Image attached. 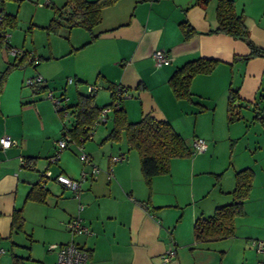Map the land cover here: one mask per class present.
I'll return each mask as SVG.
<instances>
[{
    "label": "crops",
    "instance_id": "obj_1",
    "mask_svg": "<svg viewBox=\"0 0 264 264\" xmlns=\"http://www.w3.org/2000/svg\"><path fill=\"white\" fill-rule=\"evenodd\" d=\"M216 1L194 5V0H118L102 10V19L92 31V40L85 30L73 28L68 32L70 41L60 47L56 42L45 44L43 54L38 53L39 60L9 72L0 95V138L7 136L13 141L9 148L0 149V264H11L13 255L27 258L24 264H57L55 253L48 250L47 245L70 240L87 252L85 264H217V259L210 255L216 249L224 253L219 258L221 264L227 261L229 254L226 253L237 251L245 264H264V257L258 259L252 255L253 241L264 240V159L251 156L232 164L211 191L210 182L199 190L191 181V207L167 211L164 208L177 207L178 203L176 200L159 202L154 190L165 183L176 185L171 163L169 173L163 175L167 177L154 176L147 186L140 172L138 155L133 156L126 145L123 149L121 145L101 143L111 126L98 138L97 145H93L92 134L81 147L67 141L66 147L59 150L56 143L64 137V128L71 127L72 123L65 125L62 114L54 109L52 102L25 84L27 77L41 75L45 80L44 90L64 99L67 97L68 101L71 96L74 98L66 107L75 104L77 93L83 94L80 88L85 86L86 89L87 85L95 86L96 104L98 90H106L108 102L97 106L107 105L111 101L107 86L120 85L131 94V98L121 103L128 122L135 123L142 115L150 114L168 121L178 133L182 117L200 113L198 108L192 107L193 103L201 105L219 121L221 115L226 116L229 88L236 90L244 101L254 102L260 98V102L264 98L261 94L264 58L232 63L234 56H245L249 49L240 40L214 32ZM233 1L236 12L242 11L244 15L251 41L264 48V0ZM184 21L194 30L188 39L184 38L180 27ZM2 31L0 27V33ZM14 43L11 37L10 43L4 45L0 38V76L13 64L8 47ZM23 45L24 38L20 47L32 51L33 55L36 53ZM156 51L164 52L170 63L156 68L152 60ZM199 58H213L220 63L210 74L193 78L190 101L176 99L168 86V78L176 68ZM68 79L74 85L72 91L67 90ZM260 116H264V112ZM110 117L111 113L108 121ZM191 146L192 142L188 147L191 149ZM80 151L87 152L100 170L96 178L81 183L80 203L84 206L81 212H77L78 202L71 193L53 178L42 186L48 191L44 203L26 200L45 169L52 176L61 174L78 180L84 169ZM56 152L58 159L50 163ZM119 154L124 155V160L111 163V157ZM28 158L34 159L33 169L24 166ZM187 163L193 171L195 160ZM246 167L253 170L254 180L244 203V216L235 220L234 236L209 243L194 242L192 227L196 218L207 217L216 206L230 202L234 173ZM195 199H201L198 205L193 204ZM138 201H148L150 210H144ZM17 209H22L24 225L22 231L14 232L11 217ZM76 215L81 217L91 235L71 237L65 224ZM171 248L175 251L174 257L163 263L162 257ZM189 249L191 263L184 259ZM211 260L214 263H210Z\"/></svg>",
    "mask_w": 264,
    "mask_h": 264
},
{
    "label": "trees",
    "instance_id": "obj_2",
    "mask_svg": "<svg viewBox=\"0 0 264 264\" xmlns=\"http://www.w3.org/2000/svg\"><path fill=\"white\" fill-rule=\"evenodd\" d=\"M117 1L66 0L61 7L57 8L55 11L56 16L49 21L44 29L54 34L64 31L68 35L71 29L81 28L89 33L90 40H92L94 38L92 31L101 22L102 10L114 5ZM208 1L194 0L193 4H206ZM2 3L3 0H0V27L3 30L0 33V38L5 34V28L16 25L15 16L5 14L1 8ZM51 4L50 2L47 6H51ZM215 17L217 27L214 32L224 34L234 40H240L249 49V53L245 56H234L232 63L248 61L256 57L264 58V48L257 47L251 41L249 31L244 23V15L236 12L233 0H217ZM180 27L185 39L194 34L193 28L186 21L180 23ZM23 61V59H20L18 64L7 66L1 74L0 95L9 72L14 68L20 67ZM219 63L220 61L217 59L199 58L176 68L168 78V86L174 97L178 100H191L193 78L198 75L210 74ZM107 89L110 91L111 101L102 107L97 106L94 91L87 94L77 93L76 102L73 106L66 107L64 105L65 110L71 113L73 119L71 127L64 128V137L62 138H67L65 139L66 141L81 147L84 142L91 139L96 127L100 125L97 123L101 110L110 107L112 109L110 117L111 128L101 143H118L123 140L128 150L136 151L140 160V172L147 186L150 185V181L154 176L169 173L172 159L183 158L192 154L191 149L186 145L182 136L174 130L168 121L158 120L150 114H144L137 122H128L126 113L121 107L124 99L120 93L123 91L130 92L129 89L113 84H109ZM34 90L40 94L44 90V83L40 88ZM259 99L254 102L244 101L236 90L229 88L226 99V122L231 124L240 120V110L245 107H252L255 112L254 118L259 120L264 126V116H260L261 113L258 112L257 102ZM32 160L34 159H26L24 166L28 169H33ZM253 180L254 172L249 167L234 173V188L230 192V202L216 206L212 214L207 217L196 218L192 227L194 242L209 243L234 236L235 220L244 216V203L249 198ZM42 186L43 184L40 182L34 185L28 192L26 200L44 203L48 191L44 190ZM137 203L144 210H150L148 201H138ZM23 225L22 209L14 210L11 217V230L14 232L22 231ZM26 259L13 255L11 264H24Z\"/></svg>",
    "mask_w": 264,
    "mask_h": 264
},
{
    "label": "rangeland",
    "instance_id": "obj_3",
    "mask_svg": "<svg viewBox=\"0 0 264 264\" xmlns=\"http://www.w3.org/2000/svg\"><path fill=\"white\" fill-rule=\"evenodd\" d=\"M49 1L52 3L51 6L43 5L45 3V0H3V3L1 4V8L3 9V12L5 14H11L12 16H15L16 25L14 27H7L4 30L9 43L11 41V37L13 43L14 40H16V44H13L16 47L9 46L8 49L10 47H13L14 49L19 50L23 53V55L21 57H18L17 59L9 54L11 55V57H13V64H18L20 59L24 60L23 64L18 67L20 69L25 66L32 65L33 62L39 60L37 57L39 56L38 53L43 54L42 48L43 46H45V44L56 42L60 47L62 43H67V41H70V38L64 31H61L59 34H54L44 29L48 25L49 21L54 16H56L55 11L57 10V8L61 7L66 0ZM241 12L242 11H240L239 13ZM255 23L258 25L257 19H255ZM23 38L25 39V45L23 46H25V48L27 49L30 48L31 50H34L36 52V55H33L32 51H28L23 47H20L23 42ZM2 42L4 45L7 44V42H5L3 38ZM34 76L41 75L35 74L27 78ZM59 78L60 76L58 77V80ZM66 86H68L67 90L69 91H72V88L74 87V85L67 84V80ZM90 86L91 85H87L86 89L84 86L80 88V91H82L84 94L88 92V87ZM60 87L61 86L57 88L60 89ZM92 87L95 86L92 85ZM261 91V94H264V90ZM49 92L50 91L48 90H42L39 96L42 98H46V95ZM51 94L54 95L55 93L52 92ZM54 97L59 98L60 96L58 94H55ZM194 98H196V100H199L200 102H204V99L202 98H198L195 96ZM66 100L67 97L60 103V106H64L67 103L73 102L74 98L71 96V100ZM108 100L109 93L104 89H99L97 104L101 105L108 102ZM257 103L258 111L261 113L262 111H264V98H262L260 102L258 100ZM200 106L201 105L193 103L192 107L198 108L200 113L198 114V116L190 114L182 117L179 121L180 124L178 125L179 127L177 130L180 131L186 145L189 146V144L194 139L201 138L204 140L207 150L205 149V151L200 154H191L187 157L176 158L175 160H173L175 162H170L171 174L173 177V181L177 182L176 185L171 184V186H168L165 183L161 184L158 190H154L155 197L157 200H159V202H175L174 200H176V202L178 203L177 207L164 208L167 209V211H172L174 209L183 211L187 210L188 207H191L192 204L189 196V186L191 181L192 183H194V188L195 186H197L199 187V190L204 185L206 186V183L210 182L208 188L211 191V189L213 190L215 186L217 187L219 180L223 176V173L225 172V170L228 171V169L231 168L232 164H237L240 160L249 159V157L251 156H260L262 159H264V126H262L259 120L254 118L255 112L252 107L242 108L240 110L241 119L228 124L226 122V116L225 118H223L221 115V118H219L218 121L216 116H213L210 112L208 113L206 110H203V108ZM62 117L63 122L68 126L71 123V117L64 114H62ZM110 126L111 121L107 120V123L100 124L96 127V132L95 134L93 133V145L99 144V142H97L98 138L102 136V133L109 130ZM121 142L113 144L114 146L121 145L123 149H126L123 140ZM83 152L87 154V152ZM130 152L135 157L138 155L134 150H131ZM126 153L128 154V152ZM192 160H195V169L193 171H190V166L187 162H190ZM179 163H181V173ZM161 176L167 177L163 175ZM200 201L201 199H195L193 204L198 205ZM50 245H47L48 250ZM190 249L187 250L186 253L188 254L184 257V259L189 261V263H191L193 260L189 255L191 254ZM223 254V251H220L219 249L211 251L210 253V255H213L215 257V260L217 259V264H221L219 258H221ZM226 255H228V257L227 261H225V264H245L241 253H239L238 251L229 252L226 253ZM252 255L258 259L260 257H264V254H258L254 249H252ZM209 262L214 263V261L212 260Z\"/></svg>",
    "mask_w": 264,
    "mask_h": 264
},
{
    "label": "built area",
    "instance_id": "obj_4",
    "mask_svg": "<svg viewBox=\"0 0 264 264\" xmlns=\"http://www.w3.org/2000/svg\"><path fill=\"white\" fill-rule=\"evenodd\" d=\"M50 3L49 0H45V3L43 5L47 6ZM7 35L3 34L2 38L5 42H7ZM8 53L11 54L15 59L18 57H21L23 53L19 50L14 49L13 47H10L8 49ZM152 60L154 62V65L156 68H159L161 66L168 65L170 63V58L161 51H156L152 54ZM16 64V63H15ZM72 82L71 79L67 80V83L70 84ZM44 83V80L41 76H34L27 78L25 80V84L34 88L38 89L42 86ZM95 90V87H88V92H92ZM121 97L123 99H129L131 98L130 92H121ZM46 99L50 100L54 106V109L58 112H61L64 115H69L71 117V120L73 119V116L71 113L67 112L65 110V106H60V103L64 101V97L55 98L50 92L46 95ZM112 112V109L110 107L104 108L100 112V116L98 118L97 124H102L107 121L108 115ZM67 138H62L61 140L57 141L56 145L59 150H62L66 147L67 141L65 140ZM13 144V141L7 137L3 136L0 138V149L4 150L9 148ZM206 149V144L203 139L196 138L192 141L191 151L192 154H200L203 153ZM58 152L51 157L50 163H54L58 159ZM79 159L82 162L84 169L82 170L80 174V178L78 180H74L71 178H68L64 175H56L52 176L51 172L48 169H45L41 175H40V183L44 184L48 180H53L60 184L63 188L68 190L71 193V196L74 200L78 202L77 204V212H81L84 208V206L80 203V192H81V183L87 179H94L99 173V168L93 163L91 157L84 153L83 151H80L79 153ZM124 160V155L119 154L117 156H113L110 159L111 163H116ZM85 167L88 169L86 170ZM112 169H110L111 171ZM110 178V174L108 175ZM66 230L71 235V237L75 235H91V231L85 227L82 223V219L79 215H76L72 218H70L66 224ZM253 248L258 254H264V240H255L253 241ZM49 250L55 253L56 256V263L57 264H85L88 258V254L85 250L78 247L72 240H70L67 243L64 244H51L49 246ZM175 255V251L173 248L167 251L165 255L162 257L163 263L168 262L171 260Z\"/></svg>",
    "mask_w": 264,
    "mask_h": 264
},
{
    "label": "water",
    "instance_id": "obj_5",
    "mask_svg": "<svg viewBox=\"0 0 264 264\" xmlns=\"http://www.w3.org/2000/svg\"><path fill=\"white\" fill-rule=\"evenodd\" d=\"M39 182H40V179H39Z\"/></svg>",
    "mask_w": 264,
    "mask_h": 264
}]
</instances>
